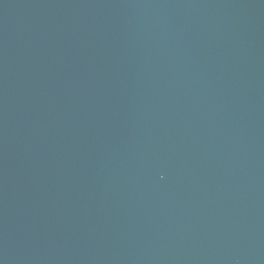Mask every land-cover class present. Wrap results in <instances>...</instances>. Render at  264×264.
Here are the masks:
<instances>
[{
	"label": "water",
	"instance_id": "water-1",
	"mask_svg": "<svg viewBox=\"0 0 264 264\" xmlns=\"http://www.w3.org/2000/svg\"><path fill=\"white\" fill-rule=\"evenodd\" d=\"M0 264H264V0H0Z\"/></svg>",
	"mask_w": 264,
	"mask_h": 264
}]
</instances>
